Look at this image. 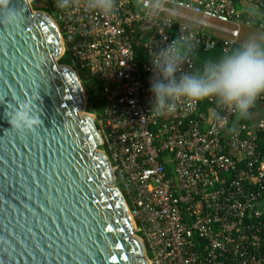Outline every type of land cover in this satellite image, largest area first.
<instances>
[{"label": "built area", "instance_id": "1", "mask_svg": "<svg viewBox=\"0 0 264 264\" xmlns=\"http://www.w3.org/2000/svg\"><path fill=\"white\" fill-rule=\"evenodd\" d=\"M43 2L64 52L100 84L101 148L148 263L264 264V119L248 126L225 110L214 120L211 99L208 112L183 101L166 115L150 112L151 54L180 34L203 51L227 52L251 26L248 15L234 0H165L156 15L135 10V0H117L114 15L90 12L83 0L67 10ZM184 68L195 70L191 58Z\"/></svg>", "mask_w": 264, "mask_h": 264}, {"label": "water", "instance_id": "2", "mask_svg": "<svg viewBox=\"0 0 264 264\" xmlns=\"http://www.w3.org/2000/svg\"><path fill=\"white\" fill-rule=\"evenodd\" d=\"M32 1L12 0L19 26L0 23V264H149L82 83L58 63L61 33ZM25 99L35 132L9 123Z\"/></svg>", "mask_w": 264, "mask_h": 264}, {"label": "clouds", "instance_id": "3", "mask_svg": "<svg viewBox=\"0 0 264 264\" xmlns=\"http://www.w3.org/2000/svg\"><path fill=\"white\" fill-rule=\"evenodd\" d=\"M29 0H24L28 7ZM76 0H55L61 10L70 9ZM165 0H135L141 13L156 15ZM90 12L114 15L117 0H83ZM24 9L17 8L12 0H0V23L17 27L24 19ZM249 22L264 16L255 6L246 9ZM193 54L191 40L183 34L151 54L153 76L150 79L152 112L163 116L173 111L180 102L213 100L216 108L211 113L214 120H221L222 111L230 110L237 120L247 119L257 101L264 98V31L250 34L227 52L205 59L194 71L184 65ZM32 99L19 101V107L8 112L12 130L35 132L42 125Z\"/></svg>", "mask_w": 264, "mask_h": 264}, {"label": "trees", "instance_id": "4", "mask_svg": "<svg viewBox=\"0 0 264 264\" xmlns=\"http://www.w3.org/2000/svg\"><path fill=\"white\" fill-rule=\"evenodd\" d=\"M38 3L43 4L44 2L43 0L32 1L31 6L33 10L43 11L50 14L49 7L44 6V4L42 5V7L36 6ZM132 5L134 6V3ZM134 9L137 10L136 6H134ZM251 26L259 27V23L255 21L254 23H251ZM221 53L222 51L219 48H216L211 51H203L202 49L193 46V54L191 55L190 58L192 59L196 70L201 66L202 62L205 59L217 56ZM137 57L139 61H141V59L143 58L142 52L139 49L137 50ZM58 63L61 65L70 66L74 69V71L76 72L82 83L84 92L86 94V98H87L86 111L94 114L98 118L103 113L105 102L101 96V87L97 79L93 75H91L90 72H88L87 70L82 69L77 64H74L67 51L64 52L63 56L59 59ZM199 108L200 111L208 112L209 109L208 100L199 102ZM258 137H259V141H258L259 150L261 151L264 159V133L259 134ZM166 171L167 173L170 174L171 166L166 165ZM115 186L118 187V189L122 192V187L120 186L119 182L116 181Z\"/></svg>", "mask_w": 264, "mask_h": 264}, {"label": "crops", "instance_id": "5", "mask_svg": "<svg viewBox=\"0 0 264 264\" xmlns=\"http://www.w3.org/2000/svg\"><path fill=\"white\" fill-rule=\"evenodd\" d=\"M234 3H235V6H236V9L238 12H240L242 15H247L246 13V9L249 7V6H245L244 4H242L239 0H234ZM260 10L261 13H264V7L262 9L258 8ZM256 22L259 23V27H255V26H249V27H253V28H256L260 31H264V16H262L261 18H258L256 20ZM249 27H244V28H249ZM241 35H242V31L240 33V38H239V41H238V44L241 42L240 39H241ZM260 119H264V102L263 103H260L258 104L252 111H251V115L249 118L247 119H242V120H239L241 121L243 124L245 125H253L255 124L258 120Z\"/></svg>", "mask_w": 264, "mask_h": 264}, {"label": "rangeland", "instance_id": "6", "mask_svg": "<svg viewBox=\"0 0 264 264\" xmlns=\"http://www.w3.org/2000/svg\"><path fill=\"white\" fill-rule=\"evenodd\" d=\"M36 6L42 7V3H38ZM259 32L260 30L253 27H249V28L243 27L240 41L246 39L250 34L259 33Z\"/></svg>", "mask_w": 264, "mask_h": 264}]
</instances>
